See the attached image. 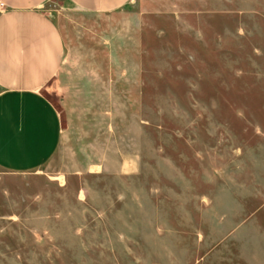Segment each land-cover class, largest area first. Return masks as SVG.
Segmentation results:
<instances>
[{"label": "rangeland", "instance_id": "1", "mask_svg": "<svg viewBox=\"0 0 264 264\" xmlns=\"http://www.w3.org/2000/svg\"><path fill=\"white\" fill-rule=\"evenodd\" d=\"M44 10L61 140L0 169V264H264V0Z\"/></svg>", "mask_w": 264, "mask_h": 264}, {"label": "crops", "instance_id": "2", "mask_svg": "<svg viewBox=\"0 0 264 264\" xmlns=\"http://www.w3.org/2000/svg\"><path fill=\"white\" fill-rule=\"evenodd\" d=\"M0 169L30 172L58 150L61 121L43 89L66 54L58 23L44 10L51 0H0ZM93 13H113L132 0H65Z\"/></svg>", "mask_w": 264, "mask_h": 264}, {"label": "built area", "instance_id": "3", "mask_svg": "<svg viewBox=\"0 0 264 264\" xmlns=\"http://www.w3.org/2000/svg\"><path fill=\"white\" fill-rule=\"evenodd\" d=\"M4 9H5V5H4V3H2V1H0V11H2Z\"/></svg>", "mask_w": 264, "mask_h": 264}]
</instances>
